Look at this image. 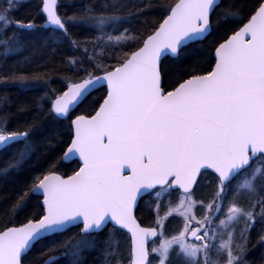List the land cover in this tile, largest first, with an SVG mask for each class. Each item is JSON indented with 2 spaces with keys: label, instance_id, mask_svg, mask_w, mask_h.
Returning <instances> with one entry per match:
<instances>
[{
  "label": "snow or ice",
  "instance_id": "1",
  "mask_svg": "<svg viewBox=\"0 0 264 264\" xmlns=\"http://www.w3.org/2000/svg\"><path fill=\"white\" fill-rule=\"evenodd\" d=\"M19 2L5 0L0 9V84L44 94L17 105V113L34 114L16 130H9L14 114L0 108V149L12 148L0 179L32 173L2 213L0 264L45 256L43 264H52L61 249L67 264H88L92 250L102 264H250L257 224L264 245V0H39L40 26L9 19ZM68 8L72 15L61 11ZM154 8L166 13L162 21L142 19ZM225 25L234 27L213 53L185 58ZM76 28L91 39L81 41ZM29 49L49 60L61 54L72 73L66 90L52 89L31 57L5 68L9 56ZM101 88L102 102L71 119L67 139L50 127ZM10 104L0 96V105ZM41 149L47 170L26 168ZM75 157L78 170L59 174L57 164ZM208 170L206 202L194 195ZM144 195L149 226L136 215ZM22 213L26 222L8 226ZM176 218L181 227L169 232ZM122 229L130 234L127 256L118 251ZM57 235L30 259L37 242Z\"/></svg>",
  "mask_w": 264,
  "mask_h": 264
},
{
  "label": "trees",
  "instance_id": "2",
  "mask_svg": "<svg viewBox=\"0 0 264 264\" xmlns=\"http://www.w3.org/2000/svg\"><path fill=\"white\" fill-rule=\"evenodd\" d=\"M79 3L87 4L89 0H78ZM171 2V0H156L157 5ZM39 0H21L19 4L16 6V10L12 11L10 14V18L13 21L21 20L27 23L29 20H33L37 26H40L43 21L39 17V10L37 5ZM67 11L69 15H72V9H62L61 11ZM163 13L162 11L158 10V8H154L151 12H149L145 17L142 19L149 20L153 23L162 21ZM234 25H225L218 28L214 31L211 35H208L206 39L202 42H197L191 45V47L187 48L185 53V58H192L198 56H207L214 52V47L217 45L218 42H222L226 35L231 34V29ZM79 33V39L81 41H86L91 39V33L87 31H82L80 28L74 29ZM42 32H37L35 34L37 38V43H39V37L42 35ZM126 50V49H125ZM99 51V50H97ZM2 52V50H0ZM67 54V53H62ZM60 55L57 54L56 57H53L49 60L48 56L45 55L40 57L38 54L34 55L31 49L26 50L22 53L17 55H11L7 58V63L5 68L12 66L16 61L23 60L24 57H31L34 61L33 67L37 64L41 65L38 69L40 72H47L48 75L51 77V84L50 87L52 89H56L58 91H64L67 87L68 81L65 80L66 76H71L72 73L66 72L60 61ZM75 55H79V53H75ZM4 58L0 56V60ZM111 62V61H108ZM178 65L177 63H173L172 59L170 58L168 61V67L170 69H175ZM182 66V65H180ZM44 94V89H31V90H21V88L16 84H0V96L7 95L9 100L11 101L9 105H0V108H3L4 111L9 112L10 114H14L12 116L11 122L9 124V130H16L17 122H22L24 120H30L33 112L28 113H17V105L22 103H32L34 98H38ZM106 94V90L101 88L98 91L93 92L92 96L89 97L88 101L79 105L76 110L69 116L67 119H60L58 123L54 125H50V127H54L58 133H61L65 139L68 137L69 133V125L71 119H73L76 115H90L94 114V110L98 108L99 103L102 102L103 96ZM54 99V97H53ZM0 115H3V111H0ZM50 118H45V123ZM20 130H23L22 128ZM15 147V146H13ZM44 150L41 149L37 156L33 157L31 162L26 165V168H32L34 165L39 166L43 165L44 170H47L48 164L45 163V156L43 155ZM12 155V148L2 149L0 150V166H3L4 160H6L9 156ZM52 155L59 157L61 154L57 151ZM79 162L77 160L71 162H59L57 164L56 170L58 173L62 175H70L73 171L78 170ZM32 173L29 171H24L18 174L15 177H10L7 180L0 179V228H3L7 223V217H4L2 213L5 211L6 208L10 207L11 202V194L13 190L17 187L18 181H23L24 179L28 178ZM204 178L212 180L211 172H207L204 175ZM207 197H205L206 199ZM211 197H208L210 199ZM207 199V200H208ZM149 200V196L142 198L139 202L140 207L136 213L137 218L143 222V225L149 226V222L153 218L149 214V209L145 206L146 202ZM207 200H205L207 202ZM36 201H33L35 204ZM254 203V201H253ZM22 222L25 221V214H20L19 216L15 217L14 224H8V226H17ZM258 225V226H257ZM255 228H253L250 232V239L251 243L248 245L249 251L246 259L250 262V264H264V245L258 246V240L260 235V226L257 224ZM180 227V220L179 218L172 219L168 225V231L174 232L176 229ZM112 229V227H107L106 230ZM120 233L124 234L129 246V237L128 234L122 230L119 231ZM59 236H54L50 238H45L44 240L37 242L34 246V251L31 253L30 259L32 257L40 256L41 252L46 251L48 248L53 246V240L58 239ZM257 245V247H256ZM262 245V244H261ZM252 248V250H251ZM51 256H58L59 259L52 262V264H67L66 257L63 256V250H57L51 253ZM48 259L47 256L43 257L38 264H43V260ZM88 264H102L100 259L99 253L96 250H92L90 254L87 256Z\"/></svg>",
  "mask_w": 264,
  "mask_h": 264
},
{
  "label": "rangeland",
  "instance_id": "3",
  "mask_svg": "<svg viewBox=\"0 0 264 264\" xmlns=\"http://www.w3.org/2000/svg\"><path fill=\"white\" fill-rule=\"evenodd\" d=\"M20 3V2H19ZM18 3V4H19ZM17 6V5H16ZM7 7V4L5 3V0H0V9H3V8H6ZM11 13V12H10ZM9 13V19H11L10 18V14ZM2 150V149H1ZM209 182H210V180L209 179H207V178H201V180H200V188L196 191V193H195V195H194V198L195 199H204V200H207L208 199V197H210V189H209V187H208V185H209ZM205 197H207L206 199H205ZM254 202H255V200H253ZM252 201V202H253ZM198 211V213H199V210H197ZM255 211L256 212H259V208H257V209H255ZM180 220V219H179ZM180 227H181V220H180ZM244 227V223H243V221H241L240 223H239V225H237L236 227H235V229H234V231L238 234L239 232H240V230L242 229ZM109 230H111V228L109 229ZM249 235H250V233H249ZM116 240L119 242V248H118V251H119V253H120V255L121 256H127V252H128V248H129V246H128V243H127V240H126V237H125V235L124 234H122V233H120V232H118L117 233V235H116ZM130 245V244H129ZM214 260L215 259H217L218 257L217 256H215V255H213V257H212ZM113 264H115V262L113 261ZM124 264H126V261H124ZM154 264H155V262H154ZM221 264H222V262H221Z\"/></svg>",
  "mask_w": 264,
  "mask_h": 264
},
{
  "label": "water",
  "instance_id": "4",
  "mask_svg": "<svg viewBox=\"0 0 264 264\" xmlns=\"http://www.w3.org/2000/svg\"><path fill=\"white\" fill-rule=\"evenodd\" d=\"M76 108H77V107H75V108L72 110L71 114L76 110ZM71 114H70V115H71ZM60 119H66V118H60ZM73 119H74V118H73ZM74 160H78V157L73 158L71 161H74ZM71 161H65V162H71ZM208 171H211V170H208ZM59 174H60V173H59ZM61 175H62V174H61ZM146 196H147V195H144L143 198L146 197ZM140 200H141V199H140ZM140 200H139V202H140ZM17 226H19V225H17ZM108 226H113V225L110 223ZM108 226H107V227H108ZM143 226H144V225H143ZM122 230H123V229H122ZM123 231H125V232L127 233V230H123ZM128 235H129V237H130V234H129V233H128ZM53 257H58V256H53ZM54 261H55V260H54ZM54 261H53V262H54Z\"/></svg>",
  "mask_w": 264,
  "mask_h": 264
},
{
  "label": "bare ground",
  "instance_id": "5",
  "mask_svg": "<svg viewBox=\"0 0 264 264\" xmlns=\"http://www.w3.org/2000/svg\"><path fill=\"white\" fill-rule=\"evenodd\" d=\"M257 244H258V243H257ZM259 245H260V246H263V245H261L260 243L258 244V246H259ZM256 247H257V245H256ZM251 250H252V248H251Z\"/></svg>",
  "mask_w": 264,
  "mask_h": 264
},
{
  "label": "flooded vegetation",
  "instance_id": "6",
  "mask_svg": "<svg viewBox=\"0 0 264 264\" xmlns=\"http://www.w3.org/2000/svg\"><path fill=\"white\" fill-rule=\"evenodd\" d=\"M258 226V225H257ZM260 226V225H259ZM251 232V231H250ZM259 244V243H258Z\"/></svg>",
  "mask_w": 264,
  "mask_h": 264
}]
</instances>
